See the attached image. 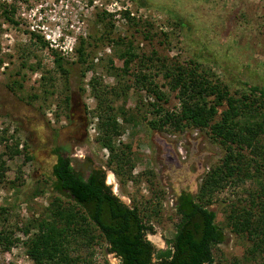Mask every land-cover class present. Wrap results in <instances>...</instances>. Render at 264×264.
Returning <instances> with one entry per match:
<instances>
[{"label":"rangeland","instance_id":"374dc122","mask_svg":"<svg viewBox=\"0 0 264 264\" xmlns=\"http://www.w3.org/2000/svg\"><path fill=\"white\" fill-rule=\"evenodd\" d=\"M0 3L14 6L13 19L17 22L8 23L0 16V152L5 144L15 142L20 150L12 159H5L8 169L0 181V206L5 209L0 215V230L13 231L19 241L7 251L0 248V264H34L24 250L26 237L35 227L26 234L20 228L49 216L50 202L53 196H59L48 180L54 146L60 147L59 152L67 155L73 168L83 175L91 166L105 169V183L112 193L127 206L144 210L146 222L152 227L145 237L156 249L164 250L177 221L176 194L186 190L195 195L208 171L220 165L224 151L198 128L169 123L162 129L148 127L157 113L150 105L155 99L142 83L151 82L166 94V102L157 101L162 111L178 110L179 100L176 92L169 90L161 71H156L157 62L145 60L151 66L148 70L141 67L146 79L136 73L138 58L152 57V51L169 64L193 58L212 73L211 78L226 83L231 90L247 85L264 88V0ZM30 10L36 16L43 15L48 29L60 25L61 48H51L44 40L29 36L28 24L33 20L21 19L19 14L27 15ZM177 20L182 22V29L176 27ZM162 31L168 34L166 38ZM80 38L84 40L83 63L75 62L74 48ZM128 47L138 57L124 68L119 53ZM51 51L61 54L69 73L56 69ZM96 91L101 96L99 107L93 96ZM207 98L208 105L216 103L214 97ZM107 104L120 127L114 144H130L135 163L132 173L140 175L138 183L122 184L105 166L108 150L96 137L97 113ZM216 108L219 112L220 107ZM146 170L152 175L146 176ZM15 175L19 178L14 179ZM255 186L253 180H245L214 193L209 208L215 212V223L222 228L224 238L212 248L213 264L251 263L246 255L249 242L229 231L225 216L230 201L239 203L246 198V190ZM71 250L85 259L82 264H118L103 241ZM256 257H264V251Z\"/></svg>","mask_w":264,"mask_h":264},{"label":"trees","instance_id":"16d2710c","mask_svg":"<svg viewBox=\"0 0 264 264\" xmlns=\"http://www.w3.org/2000/svg\"><path fill=\"white\" fill-rule=\"evenodd\" d=\"M14 10L11 4L0 3V16L8 23L17 24L13 19ZM122 14L128 18L127 12ZM176 27L182 29V22L177 20ZM28 33L39 41L44 40L35 32ZM161 34L165 38L168 35L164 31ZM78 41L74 48L75 62L83 63L84 40L80 38ZM51 52L56 69L69 73L61 54ZM151 53L152 57L138 58L140 64L136 73L146 79V73L141 70H148L151 66L145 60L157 62L155 69L161 71L169 90L176 92L179 107L178 110L164 108L162 111L157 101L166 102V94L151 82L142 83L145 90L153 95L155 101L150 105L156 107L153 112L157 113V118L150 119L148 127L162 129L169 123L204 130L209 140L224 151L220 165L208 171L195 195L186 190L176 194L174 231L165 240L167 247L158 250L145 237L146 233L152 232V227L146 222L144 210L136 205L127 206L112 193L105 183V169L90 168L83 176L71 166L70 158L59 152L60 147L54 146L48 180L51 189L59 196H53L48 208L49 216L20 228L26 234L33 225L35 227L26 237L24 250L34 264H82L85 259L71 253V249L77 245L89 248L97 241L105 242L106 250L116 256L118 264H213L212 248L222 242L224 234L215 223L216 215L209 205L216 191L245 180H253L256 186L251 191L246 190V198L239 203L230 201L225 226L249 242L246 248V255L251 260L249 264H264V257H256L264 251V88L247 85L231 90L226 83L211 78L212 73L198 60L188 58L186 62L169 64L165 57L157 56L155 51ZM119 57L123 58L122 67L125 68L138 56L128 47L119 53ZM97 95L98 91L93 96L99 107L101 96L98 98ZM208 96L216 99L213 106L208 105ZM64 99L68 101V96ZM217 106L220 107L219 112ZM119 112L124 111L119 109ZM114 115L108 104L97 113L99 135L96 141L107 148L105 166L118 181L122 184L138 183L140 175L132 173L135 163L130 144H114L113 138L120 134ZM17 154H20L18 142L4 145L0 152V181L5 179L8 169L6 160ZM144 173L152 175L151 170ZM17 178L19 176L15 175L14 179ZM9 182L14 183L13 180ZM4 210L0 206V215ZM18 241L13 231L0 230L1 249L7 251Z\"/></svg>","mask_w":264,"mask_h":264},{"label":"built area","instance_id":"2783aa9c","mask_svg":"<svg viewBox=\"0 0 264 264\" xmlns=\"http://www.w3.org/2000/svg\"><path fill=\"white\" fill-rule=\"evenodd\" d=\"M19 15L21 16V19L28 17L30 20H33L32 23L28 24V31H32L41 35L49 47L61 48L60 37L63 35V33L61 32V27L59 24H55V30H50L48 29L46 23L42 20L43 15L39 13L38 16H36L35 12L30 10L27 12L28 16L24 12Z\"/></svg>","mask_w":264,"mask_h":264},{"label":"flooded vegetation","instance_id":"af4514ba","mask_svg":"<svg viewBox=\"0 0 264 264\" xmlns=\"http://www.w3.org/2000/svg\"><path fill=\"white\" fill-rule=\"evenodd\" d=\"M88 163H90V162H88ZM71 164V163H70ZM85 165V164H84ZM71 166H72V164H71ZM73 167V166H72ZM97 167H99V166H91V167H89V169H87V171H86V173L83 175L82 174V172H80L79 171V173H81L83 176H86L87 174H88V172H89V170H90V168H97ZM86 168V167H85ZM100 168H102V167H100ZM103 169V168H102Z\"/></svg>","mask_w":264,"mask_h":264}]
</instances>
